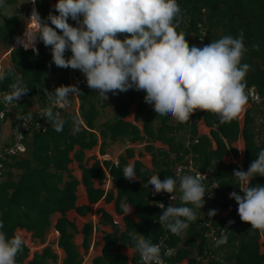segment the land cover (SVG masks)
Instances as JSON below:
<instances>
[{"label": "trees", "instance_id": "16d2710c", "mask_svg": "<svg viewBox=\"0 0 264 264\" xmlns=\"http://www.w3.org/2000/svg\"><path fill=\"white\" fill-rule=\"evenodd\" d=\"M14 2L15 0H6L7 5ZM55 3L56 0H37L34 7L41 17H47L50 11L55 14ZM178 3L182 9L179 31L186 34L187 40L191 33H197L198 25L206 28L200 47L222 36L236 37L243 32L248 51L242 63L251 66L246 82L247 85L256 87L264 106V0H178ZM1 11L2 9L0 14ZM21 11L27 15L28 8ZM69 23L75 25L71 19ZM19 26L18 13L10 15L0 24V51H3L8 41L20 36ZM36 46L38 54L19 46L15 49L5 47V52L9 50V53L3 58L6 64L1 67L13 66L29 88L28 93L18 103L20 114L25 115L31 113L30 108L36 102L44 109L48 107L49 99L45 93L48 74L54 77L59 86L68 85L69 69L56 67L52 63L50 48L45 47L42 42H38ZM254 46H258V49ZM70 55V51L66 53V56ZM12 82L11 77L0 81V90L8 92ZM80 91L79 119L73 113L63 114L64 125L60 132L55 131L53 125L44 119L47 123L45 132H32L26 142V154L12 157L6 165L5 178L0 183V220L4 224L2 230L8 237H12L16 230H25L33 239L43 243L45 235L52 227L58 233L56 246L63 252L60 264H81L83 254L79 252L74 238L77 234L81 235L80 247L83 253H87L92 222L87 220L78 229L75 218L69 219L67 213L73 211L79 217H86L92 205L103 201L105 204H112L114 213L122 216L123 228L113 221L108 212L102 208L96 209L97 223L109 225L112 231L104 235L101 255L94 257L92 264H138L140 254L135 250L129 236V233L136 231L151 243L161 242L163 249L173 250L169 257L171 264L183 261L185 264H264V252L260 251L264 244L259 242L261 236L264 239V231L254 230L249 223L240 220L236 201L227 197L233 191L241 195L239 182L233 176L237 168L231 163L223 162L224 157L238 156L232 143L239 137L244 144V171H247L259 151L264 149V137L257 142L258 130H255V127L264 129V124L255 126L257 123L254 108L245 111L241 127L236 118L221 124L216 114L201 110L195 111L187 123H177L170 116L157 115L152 106L145 103V92L130 89L123 93H108V97L112 98L110 101L115 116L96 127L95 121L100 114L97 107L100 96L86 89ZM133 104L136 105L133 120L125 121L129 115V107ZM199 121L209 128L208 134H198ZM77 124L79 131L74 132ZM115 142L128 145L143 143L144 151L150 154L152 169L147 168L141 161L134 160L132 164L135 165L138 179L128 181L123 177V168L134 157L131 147L126 148L124 155L118 156L116 163L94 158L92 164L87 166L85 151L98 146V152L103 156L105 148ZM155 142L167 149L155 148ZM186 156L190 157L199 171L213 172L215 196L203 209L196 210L197 219L190 223L186 233L176 236L164 226L153 224L157 208L149 197L147 180L153 174H158L161 179L173 178L174 166L182 163ZM72 162L77 163L80 170L79 180L71 174L69 165ZM15 171L18 173L16 177ZM106 173L111 188L104 191L95 187L94 182L100 186L106 180ZM251 184L264 185V177L257 176ZM79 185L84 189L86 204H78ZM177 193L180 196L179 191ZM122 202L132 206V215H124ZM175 206H182V203ZM204 209L217 212L226 210L224 216H215L212 221L214 226L224 229L228 236L225 245L216 247L203 238L204 228L199 225V218ZM55 214L58 217L52 225L51 218ZM120 248L134 250L130 261L120 253ZM28 252V247L24 245L23 251L16 257V264H23ZM55 262L57 255L49 246H45L40 253H34L27 264Z\"/></svg>", "mask_w": 264, "mask_h": 264}, {"label": "clouds", "instance_id": "9594fccd", "mask_svg": "<svg viewBox=\"0 0 264 264\" xmlns=\"http://www.w3.org/2000/svg\"><path fill=\"white\" fill-rule=\"evenodd\" d=\"M28 2L32 4L31 13L25 18L22 36L15 37L16 45L38 54L36 45L42 42L50 48L56 67L79 70L88 88L105 100L108 93L134 89L145 92V103L157 115L187 123L195 111L201 110L216 114L221 124L235 119L248 102L246 76L251 66L242 63L248 51L243 32L236 37L222 36L202 47L194 46L179 31L182 9L178 0H56L55 14L50 11L47 17H41L33 6L37 0ZM7 7L6 0H0V9ZM70 19L75 25L69 23ZM69 51L71 55L66 56ZM9 77L13 80L9 91L0 97L5 106L18 103L29 91L13 66L0 68V81ZM45 93L53 106L67 108L70 97L81 91L73 84L60 85L53 91L45 89ZM42 118L55 131L63 130L64 120L52 106L42 111ZM17 119L29 122L32 117L20 115ZM78 131L77 124L74 132ZM233 176L243 195L233 191L229 198L236 201L240 220L254 230L264 231V185L251 184L257 176L264 177V149L247 171L234 170ZM123 177L128 181L138 179L134 164L123 168ZM203 177L196 173L161 179L153 174L147 180L155 194L168 193L174 199L173 193H180L182 206L159 204L163 211L158 222L171 234L186 233L197 219L196 210L204 208L208 193ZM121 208L124 215L132 211V206L123 202ZM216 214V210L208 212L209 217ZM3 227L0 220V264H16L25 241L19 234L8 237ZM129 236L142 264H164L159 244L151 243L137 231ZM227 241L228 236L221 233L215 246Z\"/></svg>", "mask_w": 264, "mask_h": 264}, {"label": "built area", "instance_id": "2783aa9c", "mask_svg": "<svg viewBox=\"0 0 264 264\" xmlns=\"http://www.w3.org/2000/svg\"><path fill=\"white\" fill-rule=\"evenodd\" d=\"M205 28L202 25H198L197 33H191L188 36V41L190 43H193V45L198 44L201 45L204 40L205 36ZM20 47V46H19ZM6 56V54H3L1 56L0 60V68L2 67L1 62L3 58ZM67 81L68 85H77L80 90L86 89L90 92H94L98 94L95 90L88 88L86 83V78L79 70H72L69 68L68 74H67ZM58 83L55 80V82L51 83L50 85H47V89L49 91H53L56 87H58ZM246 95L248 96V102L247 105L243 107L241 111V116L239 119L243 122L245 111L249 108H254L256 113V123L258 125L264 124V106H262L261 102L262 99L258 95V92L256 90V87L253 85H247L245 89ZM6 93L3 90H0V97H2V94ZM99 95V94H98ZM20 101H18L19 103ZM18 103L5 106V104L2 102V99H0V104L2 105V109L0 110V113L3 115H0V137L2 140H0V183L5 178V172L7 171L6 165L10 162V159L15 156H24L27 152L26 148V142L29 141L32 132L38 131L40 133H44L47 127L46 121L42 118V111L44 108L41 106L39 107L38 104L34 108H30L31 113V121L24 122L17 119V116L23 115L27 116L28 114H20V110L18 108ZM47 106H52L53 111L60 112L61 118L63 117V114H66L67 111H70L71 113H75V115L78 117V111L79 108V100L78 95L75 97H70V104L67 108H61L59 106H53L51 104V101H47ZM32 107V106H31ZM239 121V120H238ZM26 124V126H25ZM7 126L8 130L6 131L4 127ZM234 162V160H231ZM234 165V164H233ZM235 166L238 167L239 170H243L242 165L240 164ZM201 173L204 175L203 177V183L206 186L207 193L205 196V204L208 205V203L214 198V188L216 187V183L213 180V172L211 170H205V171H199L193 164L192 160L189 156H186L184 158V161L182 163H178L173 168V178H177V174L180 175H188V174H196ZM240 185V184H239ZM241 195L243 193L240 191ZM174 199H170V194L168 193H161V194H155L154 190L151 185H149V197L155 202V206L157 208V214L156 219L153 221V224H159L158 217L163 211V209L159 208V204L163 203L165 204V207L171 205L175 206L176 204L180 203V196L178 193H173ZM210 209L205 210L202 215H200V222L199 225H201L204 230L202 233L203 238L209 243V244H215V240L220 238L221 233H225L224 229H222L219 226H214L212 224V221L214 217H209L208 212ZM162 226V225H161ZM33 244V241L30 240ZM161 246L162 250V258L164 261V264H171L169 263V257L173 254V250L171 249H163L162 243H158ZM27 246V244H24ZM28 247V246H27ZM91 247V246H90ZM92 247L90 248V251ZM138 264H142L141 257L139 255ZM176 264H185V262H180Z\"/></svg>", "mask_w": 264, "mask_h": 264}, {"label": "rangeland", "instance_id": "374dc122", "mask_svg": "<svg viewBox=\"0 0 264 264\" xmlns=\"http://www.w3.org/2000/svg\"><path fill=\"white\" fill-rule=\"evenodd\" d=\"M31 3L28 2V0H15L14 3L10 4V5H7L8 7L6 9H2L1 11V14H0V24L4 23V21L10 16V15H13V14H16L18 13V16H19V20H20V26H19V30H20V36H22L23 34V31L26 27V22H25V18H27L29 16V11H30V7H31ZM23 8H28V13L27 15H25L24 13H22V9ZM17 10V12H16ZM206 32V28L204 30ZM205 37V36H204ZM14 43L15 41L14 40H10V42L8 41L6 45H4L6 48L10 46V49L12 46H14ZM190 43V42H189ZM193 45V43H190ZM196 45V44H195ZM194 45V46H195ZM201 45H197V47H200ZM3 48V51H0V53L4 54L5 53V50L6 48ZM1 55V54H0ZM1 57V56H0ZM1 60V59H0ZM2 64H6L5 62V59H3V61L1 62V65ZM52 81H55L54 77L51 76L50 74H48L46 76V85H50L51 83H53ZM112 98L108 97L107 100H105L104 98H102L101 96L99 97V102L97 103V107H98V110L100 112L99 116L97 117L96 121H95V125L96 127L102 123H104L105 121H110L113 119V117L115 116V112L113 110V107L111 105V100ZM37 100V99H36ZM38 104V106L40 107V104L39 103H34L32 105L31 108H34L36 105ZM246 106V105H245ZM244 106V107H245ZM135 107L136 105L133 104V105H130L129 107V115L124 119L125 121H128V122H132L133 120V117H132V113L133 111L135 110ZM78 111V115H79V109H77ZM66 114H71L70 111H67ZM75 114V113H73ZM76 116V115H75ZM241 116V112L239 113V115L236 117L237 119V122L239 123V126L241 127L242 126V121L241 119H239ZM77 117V116H76ZM79 119V116L77 117ZM239 120V121H238ZM258 124H255V126H257ZM4 129L7 131L8 130V127L5 126ZM255 130H258L256 132L257 136H256V141L257 142H260L261 138L264 137V129H260V128H256L255 127ZM208 131H209V128H205L203 126V123L201 121L198 122L197 124V132L198 134H208ZM0 140L1 137H0ZM154 147L157 148V149H164L166 150V146H162L159 142H155L153 143ZM244 145V144H243ZM143 146L144 144H132V145H127V144H124V143H113L109 146H107L105 148V152L107 153V155L101 157V156H98L97 155V146L94 147L92 150L90 151H85L84 155H85V160H87V166H89L90 164H92L93 162V159L94 158H98L97 160L99 161H102V160H110L114 163H116L117 159H118V156L119 155H124L125 154V150L127 147H131L133 148V151H134V156L132 159H129L128 162L129 163H132L134 160H139L141 161L145 166H147V168L149 169H152V166H151V162H150V154L145 152L144 149H143ZM232 146L233 148L237 151V154L238 156L236 158H233L231 155L230 156H227V157H224L223 159V162L225 163H231L233 166H235V164L239 165L241 164V161H242V155H243V146H242V143H241V137L238 138V140L236 142H233L232 143ZM139 152L141 153V155H139ZM172 156V155H171ZM84 160V162H85ZM231 160H234V162H232ZM229 161V162H228ZM237 169L238 167L235 166ZM69 168L71 170V174L74 176V177H77L79 178V172H78V167H77V163H72L71 165H69ZM239 170V169H238ZM15 177L17 176V172L15 171ZM100 187L103 188L104 190H107V189H110V183H109V180H105L103 181L101 184H100ZM81 190V189H80ZM81 193V192H80ZM230 193L232 192H229L227 194V197H230ZM205 210V209H204ZM203 210V212H204ZM203 212L201 213V215L203 214ZM226 214V210H219L217 212V215L216 216H224ZM53 220H54V215L52 216L51 218V223L53 224ZM102 231V229H99L97 230L96 232H94L93 236L91 235L92 237V242H90L92 245H93V248L91 249V251L93 252L91 255L92 258L97 256L98 254H100V232ZM15 234H19L23 237L25 243L27 244L28 246V250H29V254H31L33 251L35 252L37 250V252H39L41 250V248L44 246H37V243L39 242L38 240L35 239V241L33 242V244L31 242H29V234H25L24 231H15ZM54 241H55V236H54V233L52 232L51 228L49 229V231L47 232V234L45 235V238H44V241L43 243H40L39 245L41 244H44L45 242H48L50 244V246L54 249H55V246H54ZM75 242L80 244V239L79 237H77L75 239ZM259 242L261 244H264V239H262V236L260 237L259 239ZM92 245H90L92 247ZM80 247V246H78ZM89 247V251H90V248ZM88 251V252H89ZM260 251L261 252H264V247H261L260 248ZM35 252V253H37ZM91 253V252H90ZM58 254V253H57ZM59 255V254H58ZM90 255V256H91ZM89 256V257H90ZM91 258V260H92ZM28 259H25L24 262H27ZM58 260V259H57ZM23 262V263H24ZM52 264H57V262L55 263H52ZM86 264V263H85Z\"/></svg>", "mask_w": 264, "mask_h": 264}, {"label": "crops", "instance_id": "0c3cea01", "mask_svg": "<svg viewBox=\"0 0 264 264\" xmlns=\"http://www.w3.org/2000/svg\"><path fill=\"white\" fill-rule=\"evenodd\" d=\"M34 6V5H33ZM15 41V40H14ZM13 47H17V45H16V42L14 43V46H12L11 47V49H13ZM9 53V50L8 51H6L4 54H8ZM52 82H55V81H52ZM100 96V95H99ZM247 105V104H246ZM133 113H134V111H133ZM133 113H132V117H133ZM203 126H204V124H203ZM205 127V126H204ZM206 128V127H205ZM208 129V128H207ZM115 143H117V142H115ZM118 143H121V142H118ZM241 143H242V146H243V152H244V145H243V140H242V138H241ZM124 144H127L128 145V143H124ZM111 145V144H110ZM127 148H129V147H127ZM97 155L98 156H101L100 154H99V152H98V146H97ZM105 155H107V153L105 152V154L103 155V156H105ZM135 155V154H134ZM103 156H101V157H103ZM135 157V156H134ZM96 159H98V158H96ZM242 160H243V155H242ZM229 162V161H228ZM72 163H75V162H72ZM71 163V164H72ZM230 163V162H229ZM70 164V165H71ZM76 164V163H75ZM241 165H242V161H241ZM147 167V166H146ZM78 172H79V178H77V177H75L77 180H79L80 179V170H78ZM106 180H109V177H108V174L106 173ZM105 181V180H104ZM109 183H110V180H109ZM94 186L95 187H100V186H98L95 182H94ZM101 188V187H100ZM110 188H111V186H110ZM81 189V190H80ZM103 189V188H102ZM104 190V189H103ZM108 190V189H107ZM107 190H104V191H107ZM81 192V193H80ZM77 194L79 195V199H78V204H86L87 202H86V198H85V193H84V189H83V187H82V185H79L78 186V192H77ZM97 208H102L104 211H106V212H108L111 216H112V219H113V221L114 222H117L119 225H120V228L122 229L123 228V223H122V216H120V215H116L115 213H114V211H113V206H112V204H105L103 201H99L98 203H96V204H94V205H92L91 206V211H90V213L86 216V217H79V216H77L73 211H69L68 213H67V217L69 218V219H73V218H75V220H76V224H77V228L78 229H80L81 227H82V224L85 222V221H87V220H90L91 222H92V233H91V235L93 236V234H94V232H96L97 230H99V229H102V231L100 232V239H101V241H100V254H98L97 256H100L101 255V250H102V247H103V245H104V240H103V237H104V235L106 234V233H110L111 231H112V228L109 226V225H100V224H98L97 223V215H96V213H95V211H96V209ZM130 214L132 215L133 214V210L130 212ZM57 217H58V214H55L54 215V220H53V224L55 223V221H56V219H57ZM52 224V225H53ZM51 230H52V232L54 233V236H55V241H54V246H55V249L56 250H54L51 246H50V244L48 243V242H45L44 244H41V245H39L40 243L38 242L37 243V246H43V247H45V246H49L50 248H51V250L53 251V253H55L56 255H57V264H60V260L63 258V252H62V250H60L57 246H56V242H57V238H58V233L57 232H55L54 230H53V228L51 227ZM16 231H18V232H20V231H24L25 232V234H27L28 232H26L25 230H16ZM29 234V240H32L33 242L35 241V239H33L32 237H31V235H30V233H28ZM77 237H79V239H80V244H81V241H82V237H81V235L80 234H77L76 236H75V238H74V243L77 245V246H80V244H78V243H76L75 242V239L77 238ZM90 242H92V237H91V239H90ZM93 244V243H92ZM91 243L89 244V247H90V245H92ZM42 247V248H43ZM42 248H41V250H42ZM41 250L39 251V252H37V250L35 251V252H37V253H40L41 252ZM88 251H89V248H88ZM87 251V253H83V250H82V248L81 247H79V252L81 253V254H83V261H82V263L81 264H85L86 263V260L89 258V256L93 253L92 251H89L88 252ZM120 253H122V254H124L126 257H127V259L130 261V259H131V257H132V254L134 253V250H132V249H130V248H120ZM34 251L31 253V254H29L28 255V257L26 258V259H28L27 260V262L28 261H30L31 260V258H32V255L35 253ZM91 252V253H90ZM59 255H58V254ZM97 256H95V257H97ZM94 258V257H93ZM92 258V259H93ZM27 262H24L23 264H27ZM183 262H185V261H183ZM91 264H92V260H91ZM128 264H130V262L128 263Z\"/></svg>", "mask_w": 264, "mask_h": 264}, {"label": "bare ground", "instance_id": "6f19581e", "mask_svg": "<svg viewBox=\"0 0 264 264\" xmlns=\"http://www.w3.org/2000/svg\"><path fill=\"white\" fill-rule=\"evenodd\" d=\"M33 8V7H32ZM30 13H31V11L29 12V15H30ZM25 29H26V27H25ZM25 29H24V31H25ZM23 31V32H24ZM92 256L93 255H91L87 260H86V264H91V258H92Z\"/></svg>", "mask_w": 264, "mask_h": 264}]
</instances>
